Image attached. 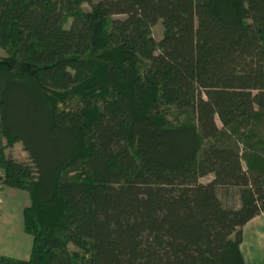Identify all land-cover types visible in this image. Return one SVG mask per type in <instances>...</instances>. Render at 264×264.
Wrapping results in <instances>:
<instances>
[{"label": "trees", "instance_id": "16d2710c", "mask_svg": "<svg viewBox=\"0 0 264 264\" xmlns=\"http://www.w3.org/2000/svg\"><path fill=\"white\" fill-rule=\"evenodd\" d=\"M0 50V186L27 193L32 237L0 264H244L264 0H0Z\"/></svg>", "mask_w": 264, "mask_h": 264}, {"label": "rangeland", "instance_id": "374dc122", "mask_svg": "<svg viewBox=\"0 0 264 264\" xmlns=\"http://www.w3.org/2000/svg\"><path fill=\"white\" fill-rule=\"evenodd\" d=\"M97 1V0H95ZM84 8L88 9L85 5ZM162 27L158 23L153 28V36L161 37ZM4 55L0 50V57ZM216 124L220 127L217 119ZM264 140V131L261 133ZM255 140V139H254ZM6 158L24 159L26 157L21 145L5 151ZM2 174V171H0ZM212 176L201 178V183H207ZM218 197L225 207L236 208L239 204L237 190L230 187L218 189ZM29 205L26 192L0 186V257L27 260L30 255L32 237L23 231L22 211ZM243 231L241 251L245 264H264V212Z\"/></svg>", "mask_w": 264, "mask_h": 264}, {"label": "crops", "instance_id": "0c3cea01", "mask_svg": "<svg viewBox=\"0 0 264 264\" xmlns=\"http://www.w3.org/2000/svg\"><path fill=\"white\" fill-rule=\"evenodd\" d=\"M263 213H260L259 215L261 216ZM257 216V217H255L254 219H252L250 222H248L243 228H242V244H241V246H240V251H241V248H242V245H243V231H244V229L247 227V226H249L250 224H252V223H254L260 216ZM241 254H242V257H243V253H242V251H241ZM243 260H244V258H243ZM244 264H245V262H244Z\"/></svg>", "mask_w": 264, "mask_h": 264}]
</instances>
